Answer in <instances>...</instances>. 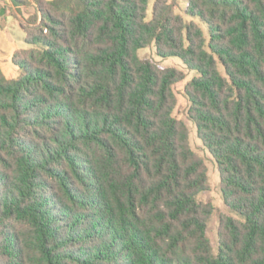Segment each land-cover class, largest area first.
Instances as JSON below:
<instances>
[{"label":"trees","instance_id":"16d2710c","mask_svg":"<svg viewBox=\"0 0 264 264\" xmlns=\"http://www.w3.org/2000/svg\"><path fill=\"white\" fill-rule=\"evenodd\" d=\"M33 5L0 63V264H264V0H11ZM214 157L225 204L199 200ZM1 51V47H0Z\"/></svg>","mask_w":264,"mask_h":264},{"label":"rangeland","instance_id":"374dc122","mask_svg":"<svg viewBox=\"0 0 264 264\" xmlns=\"http://www.w3.org/2000/svg\"><path fill=\"white\" fill-rule=\"evenodd\" d=\"M155 1L150 0L149 2L148 10L150 15ZM175 2V10L177 13L181 14L186 21H193L198 24L208 34L206 23L200 17L190 15L187 12V0H175ZM34 12L35 8L33 5L17 6L11 0H0V63L4 67V72L8 77H18L21 74L20 68L12 62V55L16 49L27 46L24 40L25 33L20 22L29 18ZM139 55L143 59L152 60L164 67H177L186 74L184 80L174 85V90L178 98L174 115L178 119L185 121L190 130L192 148L205 160L208 166L209 189L199 195V200L205 203H211L215 207L214 213L208 222L207 232L214 250L217 251L220 216L226 214L238 218L239 214L225 204L220 187L221 178L217 163L200 139L196 124L188 115L190 102L186 96L185 88L188 82L198 75V72L190 70L179 57H161L157 53L155 44L140 49Z\"/></svg>","mask_w":264,"mask_h":264},{"label":"crops","instance_id":"0c3cea01","mask_svg":"<svg viewBox=\"0 0 264 264\" xmlns=\"http://www.w3.org/2000/svg\"><path fill=\"white\" fill-rule=\"evenodd\" d=\"M3 69H4V67H3Z\"/></svg>","mask_w":264,"mask_h":264}]
</instances>
